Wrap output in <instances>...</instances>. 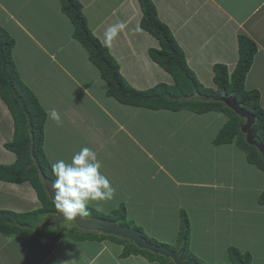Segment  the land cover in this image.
Masks as SVG:
<instances>
[{"label": "crops", "instance_id": "0c3cea01", "mask_svg": "<svg viewBox=\"0 0 264 264\" xmlns=\"http://www.w3.org/2000/svg\"><path fill=\"white\" fill-rule=\"evenodd\" d=\"M21 1L27 3L26 15L23 17L19 5L18 7H11L10 3L13 0H0V24L14 37L16 47L18 48V43L15 36L20 39L19 42L21 43L20 32H22L30 39L35 49H39L42 54L47 55L49 67L45 69L50 71L53 64H57V72H62L67 80L63 82V88L67 89V92L78 93L81 99H85L101 109L97 112L95 109L93 111L95 115L102 118V122L95 125L88 133H82L81 139L78 140L89 145H98V138H101L100 134H102L107 144L110 140L118 143L116 135H120L122 145L125 146L123 149L129 150L133 155L129 154V161L133 160L134 162L130 167L115 162L114 157L112 158L118 168L128 167L133 172L130 173L127 181L121 180L114 186L116 194H118L114 200L121 206H125L129 221L135 222L150 238L159 243L174 246L177 242L180 226L179 213L184 209L191 223L190 248L192 250L195 249V246H205L204 241H202V229L194 230V217H196L198 208L205 211L207 200L208 203L216 205L218 210L225 194L244 195L251 198L246 204L238 197L239 202L236 206H227V203L224 202L220 209L233 210L231 208L239 209L243 206L249 207V210L253 211L252 213L255 215L257 213L264 215V205L259 203V197L264 191V172L248 161L247 154L236 142L222 145L213 143L215 136L229 120L228 115L222 112L217 114L214 111L199 114L190 110L186 113L166 109L152 110L124 105L118 101H116L117 105L102 104L99 102L98 92L103 89L106 93L108 85L101 78L99 70L90 62L87 50L72 37L74 27L70 19L60 13L61 7L58 6L56 9L54 0H42L44 2L40 6H45V13L44 15L37 14L38 17L35 18L31 9L34 6L32 2L36 0ZM80 1L84 6V12L91 30L118 61L122 75L131 86L138 90H146L161 83L174 84L173 77L161 68L149 54L151 49L160 48V44L157 39L141 27L143 11L140 0ZM152 1L157 8L159 18L170 28L185 52L190 68L204 86L214 83L213 68L215 64H225L230 72L234 71L239 61L240 34L249 36L258 46V53L248 73L247 80L256 79V82H264V0ZM46 5L49 6L46 7ZM28 16L31 17V21L27 20ZM61 16L64 24H56L51 28H48L49 23L46 24L44 21V27L40 28L43 32L42 35L39 34L38 29L33 32L29 26L33 25V19L37 22L39 19L46 20L49 17L60 19ZM216 19H222L224 21L222 24L233 25L228 30L227 27L220 25L222 30L219 29L221 37L229 40V44L216 46V44L211 45L210 43V47L214 46L211 50L214 55L210 57V61H203L200 59L203 48H199L197 44H191L189 48L188 45L181 44L180 41L186 37L195 40V37H198L202 31H207L210 27L215 29V24L219 25V20ZM117 23H123L125 27L118 38L109 45L104 42L103 34L108 26ZM16 47L13 50L14 60L17 52ZM257 69H259V75L257 73V75H253ZM41 74L43 75V73ZM259 85L261 87L259 89L255 84L256 88H249L261 92V104L264 108V87L261 86V83ZM171 115L177 118L176 123L171 119ZM81 117L85 119L83 113ZM168 120L174 123L169 125ZM220 120V124H217ZM155 124L163 127L169 125L170 130L166 131V127H164L167 134L160 136L152 129H155ZM212 127L216 132L215 134L209 132ZM77 135V133L74 134V136ZM156 137H162V142L166 143L165 147H154ZM100 143L102 147H107L104 140ZM195 143H198V146H195ZM189 145L195 146V154L198 151L196 148L198 149L200 146L213 151L211 153L213 157L207 159L199 171H193L198 176V179L194 181L182 178L178 176V173L175 175L165 168L166 164L169 163H173L175 166L178 163H189V160L178 162L177 159ZM215 147H219L223 151L221 152L223 157L215 155ZM151 163L154 165L152 171L150 169ZM208 164L213 166L210 168ZM163 173L166 175L160 177ZM226 181L227 186L223 184ZM0 183L5 186L11 184L2 181ZM1 184L0 186H3ZM12 185L18 187L19 184ZM221 185L222 193L219 195L210 196L201 192L194 199L188 190L191 186L218 190ZM183 189L187 195L180 193ZM25 191V194L21 193L24 198L35 197L33 187L29 186ZM20 192L22 191L20 190ZM184 199L188 203L190 202V208L183 206L182 201ZM18 200H21L19 196H17L16 201ZM203 200H206V203L202 204ZM17 209L22 210V212L18 210L15 212L25 213V211L32 212L37 208H32L30 211L28 208L17 207ZM50 217L51 215H48L45 219L49 220ZM45 219L41 222L42 228H39L40 230L47 231V229L50 230L51 226L56 225H47ZM214 222L222 224V221L216 218H213L212 224ZM209 226L211 225H208L207 228ZM226 226L233 228L231 221L227 222ZM203 232L210 241L214 236L220 235L217 231L214 235H209L207 230H203ZM2 237L7 238L3 235ZM9 238L10 241L14 242L15 249L13 251L8 249L7 253L5 250L3 252L0 250V260L3 258L1 254L10 256V259L7 257L4 259L6 264H68L72 260H75L76 264H157L148 261L142 255L133 254L127 258H121L123 245L109 240L80 242L68 237L60 240L54 238L39 239L33 236ZM20 241L23 243L20 244ZM213 243V252L217 253L223 243ZM192 252L194 253L193 250ZM196 256L205 264H221L220 261L222 264H229V260H212L210 255L200 256L197 254ZM0 264L2 263L0 262Z\"/></svg>", "mask_w": 264, "mask_h": 264}, {"label": "trees", "instance_id": "16d2710c", "mask_svg": "<svg viewBox=\"0 0 264 264\" xmlns=\"http://www.w3.org/2000/svg\"><path fill=\"white\" fill-rule=\"evenodd\" d=\"M61 8L73 27V38L86 50L90 62L99 70L101 78L108 85L107 94L124 105L144 107L152 110L166 109L169 111L190 110L203 114L218 111L228 115L229 120L213 140L215 145H237L247 154L248 161L264 172V157L259 149L252 145L242 126L246 120L223 102L225 98L235 99L239 108L255 118L253 129L257 141L264 146V108L261 104V92L257 89L248 90L245 82L252 68L258 46L254 40L245 34L239 35V61L233 72L225 64L214 65L215 88H206L190 68L187 57L167 24L158 15L152 0H140L143 11L141 27L158 40L160 48L149 51L151 58L174 80V84L161 83L147 90H138L131 86L121 73L118 61L112 56L107 46L95 36L89 26L80 0H60ZM16 47L14 37L0 26V97L8 107L14 120V134L5 148L16 155L15 162L0 164V181L11 184L29 183L36 191L42 206L32 212L19 213L11 210H0V235L6 237L33 236L39 239L64 237L76 241H113L123 245L121 258L130 255H142L148 261L157 264H175L165 256L149 250L140 249L128 239L107 234L86 232L76 227L54 233L40 230L37 226L48 215L58 213L54 200L48 194L44 180L55 179L52 168L45 153L46 109L40 98L31 87L21 79L13 57ZM199 95L196 101L193 97ZM202 97L207 99L203 101ZM209 99V100H208ZM182 100V101H181ZM184 100V102H183ZM259 203L264 205V191L259 197ZM91 218H101L137 231L149 243L164 247L173 252H180L182 261L193 260L197 264H205L191 252V223L187 212L179 213L180 226L177 242L174 246L159 243L150 238L135 222L127 218L126 208L122 205L118 210L105 215L89 207ZM230 264H252V256L241 254L237 248L229 249Z\"/></svg>", "mask_w": 264, "mask_h": 264}, {"label": "rangeland", "instance_id": "374dc122", "mask_svg": "<svg viewBox=\"0 0 264 264\" xmlns=\"http://www.w3.org/2000/svg\"><path fill=\"white\" fill-rule=\"evenodd\" d=\"M42 2L44 1L36 0L35 2H32L34 6H32L31 10L35 18L38 17L37 14L44 15L45 13V6L42 5L40 6ZM54 2H55L54 7L56 9L58 6L61 7L60 0H54ZM10 4L11 7H18L19 5L22 12V17L23 15H26L25 9L27 8V3L21 0H13V2H11ZM48 6L49 5H46V7ZM61 11L62 8L60 10V13L62 14L63 11L62 12ZM63 15L65 16L66 14L63 13ZM67 18L69 17L67 16ZM27 20L31 21V17L28 16ZM216 20L217 21L219 20V25L215 24V29L210 27L209 30L202 31L198 37H195V40L188 39L186 37L185 39H182L180 41L181 44L183 43L185 45H188V47L191 44H197L199 48H203V50L201 51L202 56H200V59H202L203 61H210L211 60L210 57L214 55V52L211 51L214 46L210 47L209 46L210 43L211 45L216 44V46L218 45L224 46L229 44V40H226L223 37H221L219 29L222 28V26L220 25L227 27V30L231 29L233 25L222 24L224 23L222 19H216ZM39 21L36 22L33 19V25H29V26L32 28L33 32H35V30L38 29V32L41 35L43 34V32L41 31L40 28L44 27L43 24L44 21L46 24L49 23L48 28H51L53 25L56 24H64L62 16L60 19H58L57 17H49L46 20L39 19ZM20 34L22 36L21 43L19 42L20 39L15 36L18 43V48L16 47L17 52L15 56L16 67L18 69L21 79L24 80L31 87V89L38 94L42 106L46 109L47 119L45 126L44 147L50 165H52L54 162H56L59 159L70 161L74 153L78 152L82 147L86 146L91 148L93 151H95L98 160L102 164V172L111 181L113 187L115 186L116 183H118L121 180L127 181L130 173H133L132 170H130L128 167L118 168L115 162H119L122 165H128L129 167L134 162L133 160L129 161V154L131 155V152L129 150L123 149V147L125 146L122 145V139L120 138V135H116V138L118 139V143L115 142L114 140H110L109 144H107L102 134H100L101 138H98V145H92V144L89 145L86 142L84 143L78 140L81 139L80 136L82 133H88L90 129L95 127V125H98L99 123L102 122V118H100V116L95 115L93 111V109H95L96 112L97 110L100 111L101 109L97 105L89 101H86L85 99H81L78 93L71 94L70 92H67V89L63 88L64 87L63 82L64 81L66 82L67 80L62 72L60 71L57 72V67H58L57 64L54 63L50 71L45 69L46 67H49L47 55L42 54L41 53L42 51L40 52L39 49H35V46L32 45L30 39H28L24 33L20 32ZM46 37H48V35H46ZM192 54H194V52H192ZM40 72L43 73V75ZM256 73L259 75V69L253 72V75H257ZM260 83L261 86L264 87V82L262 81L256 82V79H251L250 81L246 79L245 86L248 90H252L251 88H256L254 86L255 84L259 89ZM100 86L103 85L100 84ZM205 87L214 89L215 84L214 83L210 85L205 84ZM98 94H99V102H101L102 104L108 105V103H112L114 105H117L116 104L117 100L114 99L113 97H110L107 94V92L106 93L104 92L103 89H101L98 92ZM194 99H196L197 101L199 99V95L198 94L195 95L191 100L193 101ZM202 99L203 101H205L207 98L202 97ZM220 99H222L223 102L227 104L225 100L227 98H225V96H222L221 98H219V100ZM233 100L235 102V99ZM51 109H55L60 113L61 123L58 124L56 121L49 118L48 113ZM181 111L182 113H186L189 110L183 109ZM82 113L85 119H82L81 117ZM216 113L218 114V111ZM170 117L171 119H173V121H175V123L177 122V118H174L173 115H171ZM220 122L221 120L217 124H220ZM173 123L174 122L168 120L169 125ZM169 125L164 126L166 127V131L170 130V128L168 127ZM164 127L162 125L157 126V124H155V129L154 128L152 129L156 134L163 136L167 134ZM193 127H195V125H193ZM209 132L210 134L216 133L213 127L210 128ZM76 133L78 135L74 136V134ZM13 134H14V120L12 118V115L8 107L0 97V164L7 165L15 162L16 160L15 153L7 150L4 146L5 143L12 141ZM103 140L106 143L107 147L106 146L102 147V144L100 142H102ZM165 145L166 143L162 142V137L161 138L156 137V139H154V147H160V146L165 147ZM195 146H198V143H195ZM195 146L189 145L186 148V151L181 155H179L177 158L178 162L180 161L185 162L186 160H189L190 161L189 163H180V164L178 163L177 166L173 165V163H169L166 164L165 167L166 170L173 172L175 175L178 173V176L188 179L189 181L197 180L198 176L193 171L194 170L199 171L204 166L207 159L213 157V155L211 156V153L213 151L212 149L208 150L205 149L203 146H200V148L198 149L196 148V150L198 151H196L195 154L194 151ZM215 148H216L215 155L219 157H223V154L221 153L223 151L220 150L219 147H215ZM112 158L115 162L112 160ZM208 165L210 168L213 166L210 164ZM150 169L151 171L154 169L153 163L150 164ZM162 175L160 177H164L166 173H163ZM44 184L46 186V190L48 191V194L52 198L53 194H51L50 192V190H52L50 181L45 179ZM223 184L227 186V181L226 183ZM1 185L3 186H0V210L16 211L18 210L17 207H20L21 209L28 208L30 211V209L32 210V208L38 209L42 206L36 191L34 194L35 196L34 198L33 196L32 197L28 196L24 198L23 194H25L26 192L25 189H28L29 186L32 187L29 183H24L21 185L19 184L18 187L15 185L13 186L12 184H7V186H5L4 184ZM184 189H186V187H184ZM184 189L180 191V193L182 192L183 195L184 194L187 195ZM20 190L22 192H20ZM188 190L193 195L192 198L194 199V197H196V195H198L201 192L207 193L210 196L216 194L219 195L220 193H222V185L218 187V190H214V189L212 190L211 188L200 189V188H194L192 186L189 187ZM173 195L175 199V193ZM17 196H19L21 200L16 201ZM117 196L118 194L115 195L116 198ZM238 197H240L245 202V204L251 200L250 197L244 195L225 194L221 199L218 210H217V206L212 205V203L210 202L208 203V200H207V204H205L206 206V208H204L205 211L201 208H198V210H196V217H194L195 220L194 230L196 231L197 229L200 228L202 229V238H203L202 241H204L205 246H201V247L195 246L194 247L195 249L192 250L196 255L197 254L200 256L210 255V257H212V260L214 259L218 261L229 260V264H230L231 261L229 258V249L234 247L237 248L241 254H245V253L250 254L252 256V264H264V215H260L259 213L255 215L252 213L253 211L249 210V207H243V206L239 207V209H236L235 207L231 208L233 210L220 209V207L223 205L224 202L227 203V206H232V205L236 206V204H238L239 202ZM185 200L186 199L182 201L183 206H188L190 208V204H189L190 202L188 203V201ZM204 203H206V200L205 201L203 200L202 204ZM120 206L121 205L118 204V202L114 199L107 202H93L91 205H89V207L107 216L112 211L118 210ZM18 211L22 212V210H18ZM27 212L28 211H25V213ZM90 216L91 214L85 218L87 219L91 218ZM213 218L221 220L222 224L220 222L218 223L214 222L212 224ZM45 220H46L45 222H49V220L47 219ZM230 221L232 222L233 228L231 226H226V223ZM208 225L211 226L207 228ZM37 227L42 228L41 223H38ZM74 227L79 229V231L82 230L86 232L101 233L100 231L83 229L79 227L73 219L71 220L65 219L63 222H60L55 226H51L50 231L54 233L56 230L65 231L67 229ZM48 230L49 229H47V231ZM203 230H207L209 235H214L216 231L219 232L220 235L214 236L210 241L209 237L203 234L204 233ZM15 237L19 238L18 236H14L13 238L15 239ZM213 242L223 243L220 247L221 249H219L217 253L213 252L214 251ZM19 243L21 244L23 243V241H20ZM8 249H11L12 251L15 249L14 242L10 241L9 237L5 239L2 237V235H0V250L2 252L5 250L6 251L5 253H7ZM1 257H3L0 260L2 264H6V262L4 261L6 257L7 259H10V256L6 254L5 256L4 254H1ZM220 263L222 264L221 261Z\"/></svg>", "mask_w": 264, "mask_h": 264}, {"label": "clouds", "instance_id": "9594fccd", "mask_svg": "<svg viewBox=\"0 0 264 264\" xmlns=\"http://www.w3.org/2000/svg\"><path fill=\"white\" fill-rule=\"evenodd\" d=\"M124 27L123 23L108 26L103 34L104 42L111 45L118 38ZM48 115L50 119L58 124L61 123V116L57 110L51 109ZM244 119L247 123V119ZM245 134L247 136V133ZM51 168L55 177L50 182L54 193V198L53 196L52 198L56 209L66 220L88 217L90 215L89 204L91 202L111 201L116 195V188L113 187L111 181L102 172L101 162L98 160L95 151L89 147H82L72 155L70 161L57 160L51 165ZM68 264H76V261L72 260Z\"/></svg>", "mask_w": 264, "mask_h": 264}, {"label": "water", "instance_id": "95a60500", "mask_svg": "<svg viewBox=\"0 0 264 264\" xmlns=\"http://www.w3.org/2000/svg\"><path fill=\"white\" fill-rule=\"evenodd\" d=\"M228 106H230L233 110H235L239 115L243 116L244 118L247 119V123L245 126L242 128L243 132L247 133V138L248 141L256 146L259 151L263 154L264 156V146L259 143L256 140V133L253 130L252 126L255 123V118L254 116L248 115L244 113L239 106L234 102L232 98H227L225 99ZM51 194H53L54 198V193L52 190H50ZM52 198V199H53ZM65 218L63 217L62 214L58 213L52 217H50L49 222H46L48 225H55L59 224L60 222H63ZM73 220L77 223V225L83 229H88V230H95V231H100L104 234L107 235H112L116 237H122L125 239H128L132 242L135 243L139 248L149 250L155 254H159L162 256H165L167 258H170L174 261L175 264H197L193 260H185L182 261L180 258V252H173L171 250H168L167 248L164 247H158L155 246L149 242H147L139 232L133 231L130 228L127 227H120L117 223L112 222V221H107L103 219H87V218H73Z\"/></svg>", "mask_w": 264, "mask_h": 264}]
</instances>
